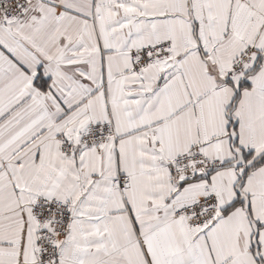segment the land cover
<instances>
[{
    "label": "snow or ice",
    "instance_id": "6c2138e0",
    "mask_svg": "<svg viewBox=\"0 0 264 264\" xmlns=\"http://www.w3.org/2000/svg\"><path fill=\"white\" fill-rule=\"evenodd\" d=\"M0 264H264V0H0Z\"/></svg>",
    "mask_w": 264,
    "mask_h": 264
}]
</instances>
